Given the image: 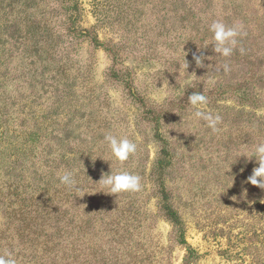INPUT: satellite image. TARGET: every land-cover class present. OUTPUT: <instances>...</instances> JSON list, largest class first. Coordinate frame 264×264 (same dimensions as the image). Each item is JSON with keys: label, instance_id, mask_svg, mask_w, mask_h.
Returning a JSON list of instances; mask_svg holds the SVG:
<instances>
[{"label": "rangeland", "instance_id": "obj_1", "mask_svg": "<svg viewBox=\"0 0 264 264\" xmlns=\"http://www.w3.org/2000/svg\"><path fill=\"white\" fill-rule=\"evenodd\" d=\"M12 1L17 21L31 25L27 49L42 63V108L49 99L83 106L79 131L93 138L79 151L94 156L92 171L79 169L86 159L78 157L69 188L57 177L61 192L75 188L60 198L69 200L71 229L59 231L53 213L55 221L35 217L28 233L10 227L0 237L18 247L12 264H264V193L253 195L242 140L249 122L264 127V82L246 85L244 95L236 85L209 92L218 72L187 65L189 51L176 45L170 13L156 0ZM75 3L80 15L70 20ZM183 106L158 124L175 150L164 184L180 238L160 195L153 117ZM60 205L51 208L63 215L68 204Z\"/></svg>", "mask_w": 264, "mask_h": 264}, {"label": "trees", "instance_id": "obj_2", "mask_svg": "<svg viewBox=\"0 0 264 264\" xmlns=\"http://www.w3.org/2000/svg\"><path fill=\"white\" fill-rule=\"evenodd\" d=\"M156 2L167 7L170 13L176 45H185L189 51L187 65L192 63L191 67L197 65L218 72L219 83L209 92L225 94L231 85H236L233 91L244 95L248 90L246 85L253 81L256 85L264 82V76L261 77L264 74V0ZM13 4L12 0H0V218L3 220L0 237L10 232V227H14L16 233H28L35 217L55 221L53 213L61 218L56 222V228L64 232L72 226L69 221L71 207L68 199L60 205V198L65 194L72 197L75 188L61 192L62 186L58 188V185L63 183L57 177L64 176L66 188H69L81 154L86 162L79 169L92 171L93 154H85L79 149L86 145L83 141L92 140L93 135L79 131L80 122L85 117L81 113L85 111L72 100L49 99L50 104L42 108V63L37 61L38 51L33 56L31 49H27L31 42L23 35L25 28L31 25L20 19L17 21ZM71 10L70 20L78 13L80 15L77 3ZM83 32L89 36L87 30ZM178 61L187 62L186 57ZM241 72L243 77L238 80ZM31 74H36L38 81L35 76L30 79ZM205 93L207 91H201L197 95L200 97ZM252 99L248 106L254 107L259 103L258 95H253ZM43 109L46 111L44 115ZM184 109L185 106L169 112L161 111L153 120L161 125L167 116L172 118L175 111L179 113ZM249 123L251 133L242 140L248 141L250 177L254 184L252 192L255 198H260L264 193V127L258 124V130L254 120ZM159 125L157 136L162 145L156 167L162 182L160 195L167 217L178 229L180 238H184L164 184L169 171L174 169L175 150L161 135ZM55 201L61 209L68 204L63 215L51 208ZM57 241L61 244L64 239L57 236ZM2 247L8 248L11 255ZM0 248V264H12L15 260L13 251L18 247L12 250V244H0Z\"/></svg>", "mask_w": 264, "mask_h": 264}]
</instances>
